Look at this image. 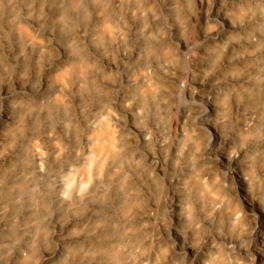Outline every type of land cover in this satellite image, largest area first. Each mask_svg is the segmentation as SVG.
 I'll return each instance as SVG.
<instances>
[{"label": "clouds", "instance_id": "obj_1", "mask_svg": "<svg viewBox=\"0 0 264 264\" xmlns=\"http://www.w3.org/2000/svg\"><path fill=\"white\" fill-rule=\"evenodd\" d=\"M0 264H264V0H0Z\"/></svg>", "mask_w": 264, "mask_h": 264}]
</instances>
